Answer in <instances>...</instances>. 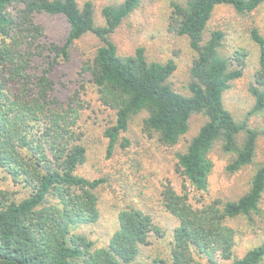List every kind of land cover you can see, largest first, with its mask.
I'll use <instances>...</instances> for the list:
<instances>
[{
  "label": "trees",
  "instance_id": "16d2710c",
  "mask_svg": "<svg viewBox=\"0 0 264 264\" xmlns=\"http://www.w3.org/2000/svg\"><path fill=\"white\" fill-rule=\"evenodd\" d=\"M139 3L105 4L99 25L91 0L81 6L77 0H0V264H132L149 244L151 232L162 233L149 213L134 206L118 212V228L106 246H95L85 234L73 231L98 220L96 189L105 179L77 172L87 149L74 129L77 109L48 100L54 60L30 86L27 52L22 53L20 45L32 44L41 35L42 28L33 20L37 13L62 16L68 24L64 43L54 46L56 56L68 58V47L85 34L99 41L82 70L90 75L99 102L113 112L112 124L102 132L108 156L130 120L141 112L146 114L143 130L166 146L175 145L189 131L193 114H201L204 122L175 156L177 170L192 187L207 189L212 169L208 155L216 142L233 155L227 171L236 172L253 162L260 131L249 127L247 119L264 111V32L250 29L258 62L248 87L254 103L242 121L226 109L223 95L243 75L247 51L239 48L233 58L222 54L220 29L204 37L217 6L230 5L245 14L264 0L170 1L168 30L186 37L194 53L187 93L169 82L176 69L172 59L149 61L142 45L122 53L111 37ZM127 144L122 138L121 146ZM263 194L264 159L248 190L235 200H198L194 206L186 191L164 186L159 201L176 225L167 252L148 264H217L216 256L231 260L230 264L261 263L264 243L234 257L236 232L228 221L257 213Z\"/></svg>",
  "mask_w": 264,
  "mask_h": 264
},
{
  "label": "rangeland",
  "instance_id": "374dc122",
  "mask_svg": "<svg viewBox=\"0 0 264 264\" xmlns=\"http://www.w3.org/2000/svg\"><path fill=\"white\" fill-rule=\"evenodd\" d=\"M85 0H77L81 6ZM94 5L97 24H103L100 14L105 4L120 3L122 0H91ZM172 0H140L138 7L111 34L122 53H129L134 46L142 45L149 61L172 59L176 69L171 75V86L186 92L189 82V69L194 53L184 36H178L168 30L169 3ZM34 22L42 28V33L32 44L22 43L21 52H27L31 87L39 79L42 71L50 67L48 83L49 99L57 106L77 109L78 118L75 132L86 146L84 162L77 172L87 178H104L97 189L99 217L94 223L73 228L74 232L85 234L95 246L103 247L118 228L117 214L126 206H134L149 213L153 223L162 233L151 232L149 244L142 247L137 259L132 264H148L156 255L167 252L172 237L175 218L166 212L159 201V191L164 186H172L176 191H186L194 206L210 202L215 198L222 201L235 200L245 193L257 165L264 159V111L250 114L247 124L260 131L256 142V154L249 165L236 172H229L226 166L233 155L222 151L220 142H216L209 152L212 169L208 176L206 190H197L177 170L176 154L185 149L204 122L201 114H193L189 131L180 137L173 146L159 144L154 135L142 128L141 112L130 120L127 131L119 140L110 156L106 153L107 139L103 130L113 122V112L103 106L97 97L90 75L82 70L84 62L91 59L94 47L99 43L93 34H85L69 47L68 58L56 56L54 46L59 47L65 41L68 24L62 16L37 13ZM255 27L264 32V3L256 10L241 14L226 4L219 5L212 13L208 32L220 29L224 35L220 52L228 58L239 48L247 51L246 66L243 75L231 82L224 92V106L235 120L242 121L254 103L248 91L257 68L258 49L250 37V29ZM234 65V62L232 61ZM55 98V99H54ZM122 138L128 140L121 146ZM243 134L238 136L241 142ZM235 229L234 257H241L249 249L264 243V194L257 213L249 217L241 216L228 221ZM217 264H230L231 260L215 257ZM233 260V259H232ZM264 264V259L261 263Z\"/></svg>",
  "mask_w": 264,
  "mask_h": 264
}]
</instances>
